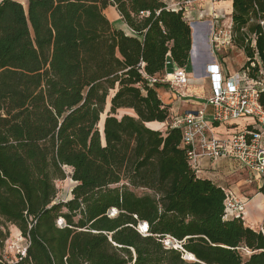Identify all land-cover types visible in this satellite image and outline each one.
<instances>
[{"label":"trees","instance_id":"1","mask_svg":"<svg viewBox=\"0 0 264 264\" xmlns=\"http://www.w3.org/2000/svg\"><path fill=\"white\" fill-rule=\"evenodd\" d=\"M229 1L233 45L254 78L264 0ZM171 5L0 0V264H264L263 232L225 219L223 187L192 170L182 130L147 126L172 120L150 79L191 65L193 29ZM69 177L73 198L57 201ZM8 225L28 242L11 263L1 254Z\"/></svg>","mask_w":264,"mask_h":264},{"label":"built area","instance_id":"2","mask_svg":"<svg viewBox=\"0 0 264 264\" xmlns=\"http://www.w3.org/2000/svg\"><path fill=\"white\" fill-rule=\"evenodd\" d=\"M200 0H175L171 8L176 12H183L185 19L190 7ZM218 3L223 0H208ZM190 15V14H189ZM193 21V20H192ZM189 22V21H188ZM200 18L189 22L190 25L199 23ZM209 34L210 51L214 55L225 51L233 45L235 35L233 21L219 22L215 20L211 25ZM170 64V63H169ZM256 68V64H251ZM215 76L214 94L206 100L199 110H194L183 115L172 117L170 127L182 130V146L186 150L188 163L197 175L201 174L203 161L215 163L220 160L235 161L251 175L258 177L264 175V132L252 128L237 131L229 136L220 137L216 133V126L230 124L241 119L254 118L260 125L264 124V69L259 68L254 72L255 77L250 76V69H242L238 73L221 78L218 69ZM152 84L161 83L167 85L178 95L179 99L188 97L187 87L189 77L185 70H177L167 73L161 79H150ZM212 114L207 117V111ZM225 193V219L245 220L248 202L241 199L229 189L223 188ZM116 211H110L114 216ZM62 225V222H59ZM139 231L147 232V227ZM166 246H175L167 241ZM25 256V250L22 257Z\"/></svg>","mask_w":264,"mask_h":264},{"label":"crops","instance_id":"3","mask_svg":"<svg viewBox=\"0 0 264 264\" xmlns=\"http://www.w3.org/2000/svg\"><path fill=\"white\" fill-rule=\"evenodd\" d=\"M167 1L169 3L175 2V0ZM111 9L114 10L112 11L113 21L120 20L119 22H123L116 8L111 7ZM232 12V2L229 0H223L218 3H211L208 0H200L190 7V11L187 14L188 21L191 23L194 21V19L198 18H200L201 21L199 23H194V25H192L193 27L191 26L193 31H195L194 39L195 43L197 40L198 46L196 52L198 53V57L196 59L195 57L194 59L191 58L194 68V74L191 75L188 73V71H186L189 77V85L187 87L188 97L185 99L191 101L183 102L184 105L182 109H184V112L181 114L172 115V117L183 115L194 110H199L201 107H203L205 103L202 102L206 101L214 94V82L216 77L213 76V73L216 72V69H218V72L223 79H226L228 76H232L243 69L245 63L247 62V58L243 50L232 45L229 49L213 55L211 51H209V47L207 46V42L205 39V35L209 34V32L211 31V25L214 24L215 20L218 19V21L221 23L227 21L232 22ZM117 29H122L125 32L130 31L127 26L126 29L122 27ZM234 51L242 52V54L245 56V61L244 64L237 68L239 69V71L231 74L227 67L226 61L230 59V55ZM219 56L222 57L220 58ZM171 68H173L174 70L170 72ZM177 70L179 69L176 67V65L170 63L167 68V73H172ZM194 82L202 83H200V85H194ZM162 86L167 88L169 92H172L174 97L176 96L177 100L179 99L176 92L172 91L169 86ZM161 100L163 101L162 98ZM262 102L264 103V97L262 99ZM163 103L167 106H170V102L163 101ZM170 111L172 114L171 106ZM211 114L212 111L208 110L206 116L210 117ZM156 124L162 125L160 123H150L147 124V126L151 129H154L153 127L157 126ZM248 128L264 132V124L260 125L254 118H245L230 124L216 126V133L220 135V137H226L237 131H243ZM199 176L202 179L211 180L214 184L229 189L241 199H245L248 202L246 207V214L247 208H250L252 213V217L248 218L245 223L246 226L255 231L262 230V232L264 233V195L259 192V189L264 183V175L255 177L235 161L220 160L215 163H211L210 161L205 160L202 163L201 174ZM253 187H255V189H253ZM248 217H250V215Z\"/></svg>","mask_w":264,"mask_h":264},{"label":"rangeland","instance_id":"4","mask_svg":"<svg viewBox=\"0 0 264 264\" xmlns=\"http://www.w3.org/2000/svg\"><path fill=\"white\" fill-rule=\"evenodd\" d=\"M18 2H22V0H15ZM114 10L111 9V7L107 8L104 11V14L106 15L107 18H109V20L111 21V23L116 27V28H125L126 29V25L123 22H119L120 20L117 21H113V12ZM125 25V26H124ZM121 26V27H120ZM209 45H211L209 43ZM220 58L222 56H219ZM245 61V56L242 54V52L240 51H234L232 52V54L230 55V59H228L226 61L227 67L229 69V72L231 74H234L236 71H239V69H237L239 66H241L242 64H244ZM174 69L171 68L170 72L173 71ZM189 74H194V68H193V64H192V60H191V65L189 67V69L187 70ZM200 83L202 82H194V85H200ZM188 92V91H187ZM159 96L160 98L163 99V101L165 102H170V106L172 108V114L171 115H176V114H181L184 112L183 108V102H189L191 100H186V99H178L176 98V96L174 97V95L172 94V92H169L167 88H165L164 86L161 87V89H159ZM194 96V94H193ZM189 99V98H188ZM202 102V101H201ZM202 103H206V101H203ZM133 115L132 111H127V110H120L117 112V116L120 118L124 115ZM153 124V123H151ZM170 124V121H169ZM153 127V126H151ZM155 130H161L162 132H165L168 128V123L162 124V125H157L153 127ZM67 173L70 174V169H67ZM77 184L72 181V179L69 177L67 178L65 181H58L56 183L57 189H58V197H57V201L60 202H67L69 200H71L72 197V190L73 188L76 186ZM253 189H255V187H253ZM136 193L139 196H142L146 193H149L147 191L144 190H136ZM250 215V217H248ZM251 210L250 208H247V214L245 215V223L248 220V218H251L252 216ZM8 229L10 232V237L8 239V241L6 242L5 246H4V250L2 251V257H3V261L6 262H13L16 260V258L22 256V252L27 248L28 246V242L27 240H25L22 236L21 233L19 232V230L15 227V226H11L8 225ZM262 231V230H260ZM264 234V233H263ZM244 253L246 255L249 254V252L244 251ZM187 258V256L185 255V259ZM188 262H192L188 259H186Z\"/></svg>","mask_w":264,"mask_h":264},{"label":"bare ground","instance_id":"5","mask_svg":"<svg viewBox=\"0 0 264 264\" xmlns=\"http://www.w3.org/2000/svg\"><path fill=\"white\" fill-rule=\"evenodd\" d=\"M21 4H23V5H25V6H27V0H22V2H20ZM197 48H198V46H197V40H196V43H195V48H194V52H193V59H194V57H195V59L198 57L197 55H198V53H196L197 52ZM156 125H158V124H156ZM141 227H142V229H145L146 228V225H141ZM186 256H187V258L186 259H188V260H190V261H195L196 259L194 258V256L193 255H191V253L189 254H185Z\"/></svg>","mask_w":264,"mask_h":264},{"label":"water","instance_id":"6","mask_svg":"<svg viewBox=\"0 0 264 264\" xmlns=\"http://www.w3.org/2000/svg\"><path fill=\"white\" fill-rule=\"evenodd\" d=\"M192 26V25H191ZM193 27V26H192ZM209 34H210V32H209ZM209 34H206L205 35V39H206V42H207V46L209 47V51H210V45H209ZM194 37H195V31H193V46H192V50H191V58L193 59V52H194V46H195V39H194ZM146 225L145 223H141V225ZM146 227H147V225H146Z\"/></svg>","mask_w":264,"mask_h":264}]
</instances>
